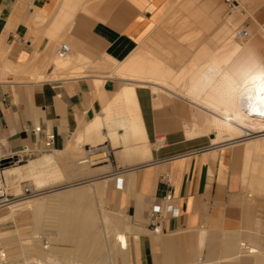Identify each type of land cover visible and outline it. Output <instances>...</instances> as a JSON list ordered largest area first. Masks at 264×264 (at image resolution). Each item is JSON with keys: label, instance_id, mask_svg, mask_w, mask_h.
Segmentation results:
<instances>
[{"label": "crops", "instance_id": "obj_1", "mask_svg": "<svg viewBox=\"0 0 264 264\" xmlns=\"http://www.w3.org/2000/svg\"><path fill=\"white\" fill-rule=\"evenodd\" d=\"M222 8L221 0H0V149L49 152L78 174L82 149L112 142L114 171L91 169L101 176L91 180L118 176L110 201L130 222L133 264H215L218 246L203 260L175 244V235L235 232L246 222L238 153L213 140L240 85L264 75V57L259 40L232 41ZM220 33L221 43L208 46L207 36ZM62 43L71 54L59 65ZM193 124L198 133L215 132L210 145L186 138ZM158 135L166 147L151 151ZM156 203L162 234L146 219ZM203 240L201 232L198 247Z\"/></svg>", "mask_w": 264, "mask_h": 264}, {"label": "rangeland", "instance_id": "obj_2", "mask_svg": "<svg viewBox=\"0 0 264 264\" xmlns=\"http://www.w3.org/2000/svg\"><path fill=\"white\" fill-rule=\"evenodd\" d=\"M221 1L223 6L222 23L228 21L232 25V41L241 45H246L250 41L257 39L262 44V54L264 57V0H236L240 4L239 11H230L226 4V0ZM240 30H245L249 36L242 40L237 39L236 34ZM221 38V33L212 36L208 35V46H218L221 43ZM1 79L2 77L0 80ZM180 95L182 96V94ZM206 117L210 118L211 115H206ZM198 126V124H193L191 126L192 130L187 133L186 138L193 139L201 137L210 145V138L215 132L211 131L209 134L198 133ZM160 136L163 135H158L157 137ZM253 136L256 135L253 134ZM251 137L252 136L245 137L241 140L242 142L238 144H229L225 146L234 148L238 153L240 191L244 195L246 201V222L235 232L220 230L210 231L206 228L178 232L175 235V244L179 246H190V248L194 250L196 258H202L203 260L209 259L208 253L210 247L218 246L217 252L219 254L211 259H223L220 264H239L240 260L235 258L239 255V245L241 243L249 244V242H254L259 253L253 257H246V262L247 264H264V160L261 162L253 153L250 154L251 156H245V164H247L245 166V171L242 166L243 157L241 150L246 141ZM98 143L99 141L91 143L90 151H94L96 148H105V150L109 152V156L106 154L101 155L94 158L91 163L79 165V161L85 159L88 155V148L87 150L82 149L78 157H76L75 165L78 174H73L67 170L65 165L59 160H56L55 156L51 155L49 152H43L38 156L25 159L24 162L15 166V168L24 167L28 165L30 161L38 157L46 158V162L52 163L48 165L49 168L46 166L43 170L40 169V172L36 173L37 175H33V177L28 175L24 178L18 177L16 180L10 181L7 180L4 171V182L10 190V193L14 194L16 197L20 196L24 188L27 187L32 191V194L26 200H15L10 206L0 209V253L2 252V254L5 255V258H2L3 260L0 264H79V262H81L77 247L82 244L83 239L77 238L71 241L62 239L59 235L58 228L61 214L68 215L75 211V214L82 218L81 207L76 204H71L68 206V211H66L62 208V204L53 202L56 194L51 192V195V193H49L54 189L70 185H76L69 189L70 191L83 189L91 196L89 201L91 218L88 222H95L94 232L97 233L98 237L100 236L99 239L102 242L104 240L102 246L103 252L107 255L106 264H113V262L115 264H133L132 252L130 250V241L132 237L129 228L130 222L124 217L122 212L115 210L110 201L112 190L115 186V178L118 176L116 175L104 181L97 180L92 185L82 184L93 178L101 177L97 174V171L94 173L91 172V169L110 165L111 172L114 171L115 159L113 152L116 150L114 151L113 143H110L111 146H109L108 143L101 145H98ZM149 145L152 151L155 147V141L150 142ZM116 146H119V144ZM123 147L124 146H122V150L124 149ZM45 155L47 156L44 157ZM123 156L124 158H132L135 157V154L133 152L124 153ZM101 159H103L104 162H97ZM39 179L44 181L42 186H40ZM98 185L102 186L101 193L97 195L93 194L91 188ZM46 192H48V194ZM42 193L46 194H43L44 196L40 195ZM36 195L43 196V199H45L47 203L50 202V204L52 203L53 205H48L43 210L42 214L37 217L30 211L16 210L21 207V203L30 202L38 197ZM106 219H109L107 224L110 226V232H107L109 231L108 229L106 233H104L103 223L104 221L106 222ZM117 231H124L126 233L128 242L126 250H120L114 242V234ZM201 232H204V242L202 247H198L197 237ZM34 236H39L42 243L45 244L44 246H48V249H43L41 244L35 242L32 239ZM188 236L196 237V241L191 243L182 241V239ZM179 238H181V240ZM229 242L232 244L235 242L237 248L234 250H225ZM231 247L234 248V246Z\"/></svg>", "mask_w": 264, "mask_h": 264}, {"label": "bare ground", "instance_id": "obj_3", "mask_svg": "<svg viewBox=\"0 0 264 264\" xmlns=\"http://www.w3.org/2000/svg\"><path fill=\"white\" fill-rule=\"evenodd\" d=\"M233 10H237L235 3H234V9ZM229 53L227 52V54H229ZM224 56H226V54ZM66 59L58 60V64L62 65L63 64L62 60H66ZM229 59H230V57H229ZM227 62H228V60H227ZM212 67H214V66H212ZM63 68L65 69L66 67L64 66ZM212 107L213 106H211L210 109H212ZM215 113H216V111H215ZM221 115H224L223 120L221 122H217V121L215 122L216 123V129H217L215 131H217L216 132L217 135H216L215 139L213 140V144H220V145L236 144V143L242 142L241 140L244 139L245 137L252 136L243 145L245 156H249L250 154L254 153L255 156H257V158L260 159L262 162V160H264V75H256V76L250 77L242 85H240V88L236 92V95L234 97V101L232 102L231 109L225 111L224 114L221 113ZM207 122H209V121H207ZM207 129H208V127H207ZM253 134H255L256 136H253ZM162 139L163 138L158 139L159 142L160 141L163 142ZM98 151H100V150H98ZM101 155H105V153L90 156L89 159L93 160L94 158L99 157ZM46 156L47 155H45L44 157H46ZM49 164H52V163L46 162V158L38 157V158L30 161L28 163V165H26L24 167L15 168V166H16L15 165V166L6 168L4 171H5L7 180L11 181L14 179L16 180L18 177L24 178L28 175H31L33 177V175L40 172V169L43 170ZM78 164L81 165V164H86V163L83 159V160L79 161ZM246 165L247 164H245V166ZM48 168H49V166H48ZM94 182H96V181L91 180V181L84 182L82 184L83 185L84 184H91L92 185ZM39 183L41 184L40 186H42L44 181L41 179L39 181ZM73 186H76V185L65 186V187H62L59 189H54V190L49 192V193L53 192L56 194V196L54 195L55 200L54 201L51 200V201L62 204V208L64 210L68 211L69 205L76 204V205H79L81 207V212L83 215V217L80 218V217H78V215L75 214V211H73L71 214H68V215L67 214H61L60 222L58 223L59 235L62 239H66V240H70V241L77 239V238L83 239L82 244H80L77 247V252L79 253V257L81 258V262H79V264H106L107 255H106V253L103 252V246H102L104 240L102 242L99 239L100 236L98 237L97 233L94 232V227H95L94 223L95 222H88V220L91 218V210L89 207V201H90L91 196L88 194L87 191H85L83 189H77V190L70 191L69 189L73 188ZM91 189H92L93 194L97 195V194L101 193L102 186L98 185V186L92 187ZM46 193L48 194V192H46ZM46 193H42L40 195H43ZM38 195H36V196H38ZM51 195H52V193H51ZM43 196H38L30 202L21 203L20 204L21 207L17 208L16 210L17 211H19V210L20 211L21 210L26 211L27 210L28 212L29 211L32 212L33 215L36 217L40 216V214H42L43 210L48 205L49 206L53 205L52 203L50 204L49 201H48L49 203H47V201L45 199H43L44 198ZM107 222H109V219H106V222L104 221V223H103L104 233H106V231L110 227V226H108ZM115 223H117V222H115ZM107 232H110V229ZM159 234H162V233H159ZM32 239L35 242L41 244L43 249H48V246H44L45 244L42 243L41 238L39 236H34ZM113 239H114V242L117 244V246L120 250H126L127 249L128 242H127V237H126L125 232L117 231L114 234ZM251 243H254V242H249V244L241 243L239 245V255H237V257H235V258L240 260L239 264H247V262H246L247 260L245 259L246 257H251V256L253 257L259 253V251L257 250V247L255 246V243L254 244H251ZM231 246H234V248H232ZM235 248H237L236 243L234 242L232 244L231 242H229L227 244V247L225 250H228V249L234 250ZM2 258H5V255L2 254V252H1L0 253V262L3 260ZM221 260L222 259H220L218 262L216 261V263L214 261V263L220 264ZM31 261H33V260H31ZM113 264H115V263L113 262ZM196 264H209V263L206 261L205 262L200 261V262H197Z\"/></svg>", "mask_w": 264, "mask_h": 264}, {"label": "built area", "instance_id": "obj_4", "mask_svg": "<svg viewBox=\"0 0 264 264\" xmlns=\"http://www.w3.org/2000/svg\"><path fill=\"white\" fill-rule=\"evenodd\" d=\"M226 4L230 11L234 9V1L232 0H226ZM249 35L245 30H240L236 34L237 39H244L247 38ZM71 54V48L68 44L62 43L56 50V57L59 59H66ZM40 129L36 128L34 132H39ZM163 136L157 137L155 140V147L154 150H160L164 147H166V142H159L158 139H161ZM158 140V141H157ZM54 143V136L49 135L46 137L45 146L46 148H50ZM100 150V151H98ZM95 151V152H94ZM90 151V148H88L87 157L84 159L85 163H91L92 160L89 159L90 156L97 155L98 154H104L105 148H96V150ZM109 156V152L106 151V153ZM33 156L30 155L28 150H22L19 153H6L3 152L0 149V209L6 208L14 203L15 200H26L31 194L32 191L29 188H24L23 192L20 196H15L14 194L10 193V190L6 186L3 178L4 170L8 167L15 166L17 164H20L24 162L25 159L31 158ZM97 162L101 163L104 162L103 159L98 160ZM119 187V185H117ZM167 199H170L168 196ZM167 213L171 214L172 216H177L178 211L173 208L171 205H167L166 208ZM147 223L150 228V230L155 233L159 234L163 232V221L164 217L162 214V208L159 203L154 204L149 211L147 212Z\"/></svg>", "mask_w": 264, "mask_h": 264}]
</instances>
